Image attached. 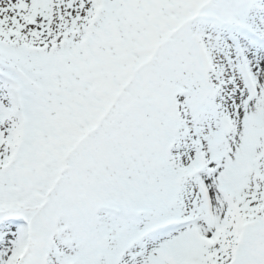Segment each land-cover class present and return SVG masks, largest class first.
<instances>
[{
	"label": "snow or ice",
	"instance_id": "snow-or-ice-1",
	"mask_svg": "<svg viewBox=\"0 0 264 264\" xmlns=\"http://www.w3.org/2000/svg\"><path fill=\"white\" fill-rule=\"evenodd\" d=\"M0 264H264V0H0Z\"/></svg>",
	"mask_w": 264,
	"mask_h": 264
}]
</instances>
